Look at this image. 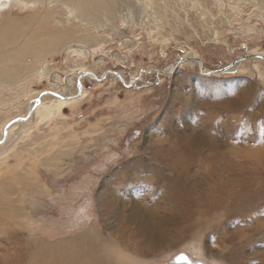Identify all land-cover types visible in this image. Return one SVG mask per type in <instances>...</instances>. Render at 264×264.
I'll return each mask as SVG.
<instances>
[{"label":"rangeland","instance_id":"1","mask_svg":"<svg viewBox=\"0 0 264 264\" xmlns=\"http://www.w3.org/2000/svg\"><path fill=\"white\" fill-rule=\"evenodd\" d=\"M45 1L0 0V129L25 114L37 92L78 93L75 66L98 76L116 71L139 89L115 75L86 78L84 97L48 96L29 131L21 129L18 141L3 148L0 264H60L58 254L81 253L83 263L95 264H172L179 254L204 264H264V60L208 77L187 61L151 86L154 69L165 73L193 52L209 70L245 52L264 54V0H234L240 11H231L228 0L224 7L173 0L170 12L160 11L170 20L161 21L163 30L139 21L133 0L94 7L89 21L71 20L59 2ZM46 38L50 49L36 42ZM188 127L198 132L193 138L216 145L192 157L195 150L180 147L175 135L189 134ZM153 147H173L168 155L183 156L199 172L198 185L167 172L170 183L161 186ZM216 150L223 160H207ZM232 162L235 176L226 169ZM171 186L183 194L172 218Z\"/></svg>","mask_w":264,"mask_h":264},{"label":"bare ground","instance_id":"2","mask_svg":"<svg viewBox=\"0 0 264 264\" xmlns=\"http://www.w3.org/2000/svg\"><path fill=\"white\" fill-rule=\"evenodd\" d=\"M48 3H50L49 2V0H46ZM45 1V2H46ZM50 1H52V0H50ZM54 1H56V2H59V5L60 6H63L62 8H65L67 11H68V17L71 19V20H75L76 21V19H78V17L80 18V20H82V21H89V20H91V18H92V16H94V15H92L91 16V11H94L95 9H93L94 7H98V8H96L97 10L99 9V7H107L108 6V3L109 2H115V1H113V0H54ZM54 1H52V2H54ZM138 6H139V9H140V13H139V21H152L153 22V24H154V28H156V27H158V28H161L162 30H163V25L161 24V21H163L164 23H165V21H170L169 20V18L168 17H166V14H162L160 11L161 10H169V8L170 7H172L171 6V4H172V1L173 0H133ZM224 0H215V3H218V5H220V6H223L224 7V4L222 3ZM229 1V3H228V7H229V9L231 10V11H234V9H241L242 7L241 6H238V4L234 1V0H228ZM237 1V0H236ZM251 1H254V3H256L257 1L256 0H251ZM182 2H184V1H182ZM186 2V1H185ZM184 2V3H185ZM189 3V2H188ZM188 3H186V5H188ZM231 3H236V4H231ZM252 3V2H251ZM46 4V3H45ZM196 4V3H195ZM123 5V4H122ZM175 5H177V4H175ZM192 6L191 8H195L194 7V4L192 3V4H189L188 6ZM233 5H235V6H233ZM59 6V7H60ZM121 6V5H120ZM131 6V5H130ZM178 6V5H177ZM219 6V7H220ZM134 7H136V6H134ZM133 7V8H134ZM179 7V8H178ZM177 8H176V10H179V9H181V8H183L182 7V5L181 6H178ZM198 7V6H197ZM57 8V7H56ZM158 8V9H157ZM58 9V8H57ZM112 9H114V8H112ZM129 9V8H128ZM238 9V10H239ZM58 10H60V9H58ZM64 10V9H63ZM63 10H62V12H63ZM87 10L89 11V14H87ZM100 10V9H99ZM132 10V9H131ZM138 10V9H137ZM141 10H142V12H141ZM154 10H156V11H154ZM224 10V9H223ZM262 10V9H261ZM47 11H49V9H47ZM65 11V10H64ZM119 11V10H118ZM124 11V10H123ZM166 11V12H167ZM192 11V10H191ZM203 11H205V10H203ZM240 11V10H239ZM264 11V9L261 11V13ZM128 12V11H127ZM168 12H170V11H168ZM177 12V11H176ZM184 12V11H183ZM46 13V12H45ZM59 13H61V12H59ZM78 13H80V15L79 16H77V14ZM120 13V12H119ZM131 13V12H130ZM180 13V12H179ZM208 13H210V12H208ZM169 14V13H168ZM211 14V13H210ZM62 16H63V14H61ZM28 16V15H27ZM56 16V15H55ZM58 16V15H57ZM60 16V15H59ZM116 16V15H115ZM22 17V16H21ZM38 17V16H37ZM37 17H35V18H37ZM42 17H43V15H42ZM41 17V18H42ZM178 17H181V16H179L178 15ZM228 17H229V14H228ZM28 18H29V16H28ZM40 18V19H41ZM68 18V19H69ZM226 18H227V16H226ZM58 19H59V17H58ZM183 19V18H182ZM203 20H205V17H203L202 18ZM229 19H230V17H229ZM44 20V19H43ZM54 20V19H53ZM64 20H65V18H64ZM79 20V19H78ZM37 21V20H36ZM57 21V20H56ZM61 21V20H60ZM68 21V20H67ZM228 21V23H230L231 21H229V20H227ZM162 22V23H163ZM67 23H69V22H67ZM187 25L189 24V22L186 20V22H185ZM193 24V23H192ZM31 25V24H30ZM71 25V24H70ZM155 25H156V27H155ZM2 25H0V27H1ZM45 26V25H44ZM43 26V27H44ZM190 27H192V25H190ZM70 28H71V26H70ZM37 30V29H36ZM69 30H67V32H68ZM43 36V35H42ZM30 38V37H28V36H24V39L25 38ZM23 39V40H24ZM69 39V38H68ZM76 40V39H75ZM36 42L38 43V44H42V46H43V44H45L44 46H47L49 49L53 46V45H50L49 43H48V41H47V38H46V40L44 39V41H43V43H42V41H38V39L36 40ZM50 42H52V41H50ZM33 44L34 43H32V45H28V46H30L31 47V49H32V51H34L35 50V48H34V46H33ZM27 45V43H25L24 45H20L21 46V48L22 47H24V46H26ZM26 49V48H25ZM34 49V50H33ZM27 50V49H26ZM29 51H31V50H29ZM38 52V51H37ZM36 52V54H37V56L35 55L34 56V58H41V53H42V51H41V53L39 54V53H37ZM245 53H248V54H246V56L245 57H248L249 56V58H245V60H242V61H240L241 59H239V60H237L236 61V63H232V64H230L231 66L229 67V72L230 73H235V72H239V70H241L240 69V67H241V65H243L244 63H246V62H248L249 61V59H251V58H257V57H263L264 58V54H261V53H253V52H245ZM46 54V53H45ZM43 56V55H42ZM184 57H186V58H191V60H190V62L191 61H193V59L194 58H198V59H201L202 61H203V63H204V65H205V71L206 72H211L212 70H209L207 67H206V63H205V61L201 58V57H199L195 52H193L192 53V55H189V56H184ZM189 62V61H188ZM244 62V63H243ZM193 63H196L198 66H199V68H201L200 67V65H199V63L197 62V61H193ZM241 63H243V64H241ZM173 69V67L172 68H169V70H167L165 73H170L171 72V70ZM73 73H77V75L79 76V74H87L88 76H85V77H83V79H81V81L83 82V80L84 79H86V78H91V79H94L93 78V76H92V74H95L92 70H90V69H86V68H83L82 66H75V68L74 69H72L71 70ZM95 75H97V74H95ZM98 76V75H97ZM114 76V75H113ZM204 76H206V77H208V76H212V75H209V74H205ZM99 78L101 77V76H98ZM161 77V76H160ZM115 78H117V77H115ZM136 81V80H135ZM81 82V83H82ZM83 86V85H82ZM46 90V89H45ZM84 89H82V92H81V94L80 95H78V93H76V94H67V95H64L63 97H65V99L64 100H62V99H58V98H55V97H51L52 99H57V100H61V101H68V100H71V99H75V100H79V99H81L82 97H84V95H85V90L83 91ZM43 93H49V92H37V93H35L34 95H37L36 97H38L39 95H41V94H43ZM52 93H57V91L55 90H52ZM58 94V93H57ZM61 95V94H60ZM77 96H79V97H77ZM49 97L48 96H45V97H43V99H42V102H41V104L38 106V108H37V110H36V112L35 113H37V111H38V109L39 108H43L44 107V105H45V100L46 99H48ZM28 111V110H27ZM34 113V114H35ZM26 115H27V112L25 113V114H23V115H21V116H18L17 118H15V119H19V118H25L26 117ZM200 115V114H199ZM200 117V116H199ZM15 119H13V120H15ZM12 120V121H13ZM30 120H31V118L28 120V122H27V125L25 124H22V123H20V124H15L14 126H12L10 129H9V132H8V138H7V141L5 142V144H1L0 145V157H1V155H2V151H3V148L5 147V149H6V151H7V144H10L11 143V141H12V139L15 137V134H17L21 129L23 130V128H27V130L25 131V132H28L29 131V125H30ZM11 120H9L8 122H6V123H4L3 125H2V127H1V129H0V141L2 140V138H3V134H4V130H5V128L7 127V125L10 123V122H12ZM175 122V121H174ZM197 124H198V122H197ZM186 131L187 132H190V130H189V127L186 129ZM206 131H207V129H206ZM208 131H210V130H208ZM21 132V131H20ZM198 133L197 131H195V130H191V132L188 134H184V135H182L183 134V132H181L182 134H180V131L178 132V133H175V135L178 137V141H179V146L180 147H187V148H193L195 151L193 152V154H192V157H195V156H197V155H199V156H201L202 155V151H203V149H205V148H207V146L208 147H214L215 145H216V143H214V145H213V141H210V140H206L205 138H203V139H201V140H199V139H196V138H193L195 135H194V133ZM200 132V131H199ZM201 135H203V134H201ZM18 136V135H17ZM195 137H197V136H195ZM199 137H200V135H199ZM18 141V140H17ZM16 141V142H17ZM16 144V143H15ZM11 145V144H10ZM177 145V144H176ZM179 146H177L178 148H174V150H179L180 149V147ZM160 147H161V145H160ZM163 147V146H162ZM174 147H175V145H174ZM154 148V147H153ZM173 147H170V148H163V149H161V148H154L153 150H155V152H154V156H153V158H154V160L155 161H157V165H156V168L154 169L156 172H157V174H159V178H158V183L162 186L163 185V183L165 182V181H169V183H170V180H171V178L169 177V174L171 175V177H172V174L173 175H175L176 176V180H181V181H183V182H185V181H187V182H190V184H191V186L192 187H196L197 185H198V181H200V179H199V172H197V173H192L191 172V169H189L188 168V166H187V164H185V160H184V158H183V156H180L179 155V158H173L172 156L170 157L168 154H170L171 152H174L175 153V151L174 150H170V149H172ZM5 152V151H4ZM171 155V154H170ZM3 156H4V154H3ZM177 157H178V155H177ZM225 157V155H222V154H220V152L219 151H217L216 150V152H214V154L212 155V156H206V159L207 160H211V161H215L216 159H220L221 161L223 160V158ZM210 158H212V159H210ZM1 159V158H0ZM151 159V158H150ZM162 162V163H161ZM160 164V165H159ZM215 164L217 165V167L219 166L218 165V162H216V163H214L213 164V166H214V168H215ZM216 167V168H217ZM227 169V171H229V175H236V171H239V168H235V163H231L230 164V166L229 167H227L226 168ZM154 170H153V172H154ZM159 170H165V174H162L161 172H159ZM167 172H169V174H167ZM155 174V173H154ZM157 176V175H156ZM173 178V177H172ZM190 186V185H189ZM164 187V186H163ZM165 188V187H164ZM167 191H168V193H169V196H168V199H173V201H175L176 203H175V205L174 206H172V209H170L168 212L170 213V214H172L171 215V218L173 217V214H176V210H179V209H181V202H183V194L180 192V191H177V189H173V186H171V188H169V189H167ZM193 191H194V189H192L191 187L189 188V190H188V192H189V194L190 195H192V194H194L193 193ZM171 199V200H172ZM181 206V207H180ZM115 210V209H114ZM134 215H136L135 213H133ZM132 215V214H131ZM134 215H132V216H134ZM136 218V217H135ZM146 219V218H145ZM136 220V219H135ZM151 220V219H150ZM131 221V220H130ZM147 221V220H146ZM132 222V221H131ZM148 222V221H147ZM147 222H145L146 224H148ZM150 222V221H149ZM154 222V221H153ZM214 222V221H213ZM143 223V222H142ZM139 224V223H138ZM145 224V225H146ZM150 225V224H149ZM153 225H154V223H153ZM142 226H144V225H141V227ZM155 227V226H154ZM140 228V227H139ZM151 228V227H150ZM153 228V227H152ZM144 229H145V227H144ZM148 229V228H147ZM146 229V230H147ZM154 229V228H153ZM162 230V229H161ZM160 230V231H161ZM145 231V230H144ZM143 234H145L146 232H142ZM165 233V232H164ZM163 233V234H164ZM147 234H149V233H147ZM155 234V233H154ZM153 235V234H152ZM157 235V234H156ZM156 235H155V237H156ZM142 237V236H141ZM153 237V236H152ZM143 238V237H142ZM148 238V237H147ZM238 238H240V237H238ZM243 238V237H242ZM143 239H145V238H143ZM162 239V238H161ZM154 241V240H153ZM152 242V241H151ZM156 243V242H155ZM153 244V243H152ZM68 251H66V252H64V254L65 253H67ZM72 253H73V251H72ZM81 253V252H80ZM96 255V254H95ZM158 256V255H157ZM71 257V258H70ZM48 258H49V256H48ZM48 258H46V259H48ZM86 258H87V256L86 255H84V254H76V255H74V256H69V254L68 255H60V254H58L56 257H55V261H57V262H55V263H60V264H95L94 262H95V260H93L94 262L92 263V262H89V263H83V262H85V260H86ZM92 258V257H91ZM125 258V257H124ZM189 258V261L191 262V264H198V260H195V259H193L192 257H188ZM49 261V260H48ZM72 261V262H71ZM46 262V261H45ZM87 262V261H86ZM54 263V262H53ZM47 264V263H46ZM172 264H187L186 262H181V263H176L175 261H173V263Z\"/></svg>","mask_w":264,"mask_h":264},{"label":"water","instance_id":"3","mask_svg":"<svg viewBox=\"0 0 264 264\" xmlns=\"http://www.w3.org/2000/svg\"><path fill=\"white\" fill-rule=\"evenodd\" d=\"M245 58H249V56H248V57H241V58H240V59H241L240 61L245 60ZM259 58L264 60L263 57H259ZM190 60H191V58L180 57V58L174 63V67H173V69H172V71H171L170 73H164L163 71H161V70H159V69H154V71H156V73L158 74V76H157V80H156L153 84H151V86L159 85V84L161 83V78H160V76H161V77H166V78L172 76V74H173V72L175 71V69H177L179 66L183 65V63H185V62H187V61H190ZM193 60H195V61H197V62L199 63V65H200V67H201V68H200V73H201L202 75H205V74H209V75H222V74H228V73H230L228 70H229V67H230L231 65H228L227 67L222 68V69H217V70H212L211 72H206V71H205V65H204V63H203V61H202L201 59L194 58ZM238 60H239V59H238ZM236 61H237V60H236ZM233 63H234V62H233ZM231 64H232V63H231ZM109 74H111V75H115V77H117V80L120 81L121 84H123L125 87H127V88H135V89H139V86H137V82H136V81H132V82L127 83L126 80L123 78V76H122L120 73L116 72V71H111V70L106 71V72H104V73L102 74V76H101L100 78H99L97 75H95V74H92V76H93V78H94L95 81H103V80H105V79L108 77ZM143 74L147 75V74H149V72H147V71H141V75H143ZM85 76H88V75H87V74H79V76H78L77 83H76V84H77L78 95H80L81 92H82V89H83L82 84H83V83H81V82H82L81 79H83V77H85ZM151 86H150V85H146V84L141 85V87H151ZM45 96H51V97H55V98L62 99V100L65 99V97H63V96H61V95H58V94H55V93H52V92L45 93V94H43V95H39L37 98H35L34 100H32V101L30 102V104H29V106H28L27 115H26L25 118H19V119L13 120L12 122H10V123L7 125V127H6V129H5V131H4V134H3V138H2V140L0 141V145L3 144V143H5V142L7 141V138H8V132H9V129H10L12 126H14L15 124H20V123H22V124H24V125H25V124L27 125L28 120L34 115V113H35L37 107H38V106L41 104V102H42V98L45 97ZM20 135H21V133H20ZM20 135H19V136H20ZM16 140H17V139L14 138V139L11 141V142H12L11 145H12ZM183 257H187V256L184 255V254H179L178 256H176V258L174 259V261H175L176 263H181V262H186V263H187V261H189V258L187 257V261H185V259H183ZM198 264H204V263L201 262V261H199Z\"/></svg>","mask_w":264,"mask_h":264},{"label":"snow or ice","instance_id":"4","mask_svg":"<svg viewBox=\"0 0 264 264\" xmlns=\"http://www.w3.org/2000/svg\"><path fill=\"white\" fill-rule=\"evenodd\" d=\"M183 259H185V261H187V257H183ZM187 264H191V262L187 261Z\"/></svg>","mask_w":264,"mask_h":264},{"label":"flooded vegetation","instance_id":"5","mask_svg":"<svg viewBox=\"0 0 264 264\" xmlns=\"http://www.w3.org/2000/svg\"><path fill=\"white\" fill-rule=\"evenodd\" d=\"M159 70H160V69H159ZM110 75H111V74H110ZM134 80H135V79H134ZM132 81H133V80H132ZM132 81H131V82H132ZM138 82H139V81H138ZM161 82H162V81H161Z\"/></svg>","mask_w":264,"mask_h":264}]
</instances>
